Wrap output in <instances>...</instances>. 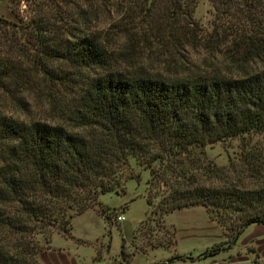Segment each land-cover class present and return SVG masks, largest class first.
I'll use <instances>...</instances> for the list:
<instances>
[{
  "label": "trees",
  "instance_id": "obj_1",
  "mask_svg": "<svg viewBox=\"0 0 264 264\" xmlns=\"http://www.w3.org/2000/svg\"><path fill=\"white\" fill-rule=\"evenodd\" d=\"M179 1L183 10L178 9ZM179 1L170 0L171 13L179 10L182 20H189L190 8L198 0ZM207 1L217 10L223 0ZM238 1L245 21L223 37L215 30L208 36L209 43L225 45L224 50L214 51L224 60L251 66L228 76L196 73L187 59L181 55L178 60L172 51L162 62L175 71L165 75L114 70L111 63L117 60L130 67L140 63L142 53H123L133 50L131 42L143 37L136 27V34L120 28L122 34L116 37L112 25L96 34L95 3L80 12L72 10L68 21L38 10L22 25L4 22L0 35V264H40L38 255L51 234L59 232L66 211H71L68 218L79 215L93 207L97 196L114 192L116 184L111 186L110 179L129 159L150 162L162 155L176 157L264 132V0ZM184 21H155L156 29L165 34L158 31L153 37L162 48H182L198 36L191 23ZM121 39L127 44H119ZM36 78L38 82L31 80ZM39 84L50 91V100L56 95L68 100L67 126L15 117L27 104L25 92ZM188 183L186 189L169 196L162 214L199 206L208 217L214 215L221 227L226 223L235 237L249 226H264V181ZM38 236H44L42 245ZM122 247L121 243L119 256L124 260Z\"/></svg>",
  "mask_w": 264,
  "mask_h": 264
},
{
  "label": "rangeland",
  "instance_id": "obj_2",
  "mask_svg": "<svg viewBox=\"0 0 264 264\" xmlns=\"http://www.w3.org/2000/svg\"><path fill=\"white\" fill-rule=\"evenodd\" d=\"M0 35L3 34L4 22L14 25H22L30 20L38 10H43L48 17L58 14L65 21L73 18L72 10L87 8L90 3L96 4V24L94 31L96 34H103L112 25V34L119 36L122 34L120 28L130 30L136 34L134 27L140 28L141 40L132 41L133 50L125 49L123 56L142 53L143 59L138 61L135 66H131L124 61L117 60L111 63L114 70H128L131 73L149 72L162 75L173 72L174 68L165 66L170 51L176 52V58L187 59L192 71L205 74L238 75L251 66L246 63L230 64L227 58L224 60L216 49L224 50L225 45L209 43L208 36L215 30L216 34L225 36L228 32L237 29L236 24L244 22V13L240 9L238 0L227 2L223 0L217 10H214L207 0H198L194 7L190 8L189 20H182L179 10H183L182 2L179 1L178 11L171 13L170 0H0ZM56 2L57 8L54 7ZM151 6V8H149ZM131 10V11H130ZM67 16V17H66ZM180 21L191 23L193 32L198 35L192 41L181 47L172 49L171 47L162 48L159 41L155 40L156 29L155 21L158 23ZM230 27V28H229ZM160 34L165 32L159 31ZM8 34V31H6ZM212 36V35H211ZM228 45V37L226 38ZM126 42L123 39L119 44ZM208 45L210 46L208 48ZM230 45V44H229ZM216 47V48H215ZM228 47V46H227ZM138 48V49H137ZM124 50V49H123ZM167 51V52H166ZM178 52V53H177ZM178 54V55H177ZM116 64V65H115ZM28 62L24 64L28 67ZM170 71V72H168ZM175 71V69H174ZM33 78V77H29ZM36 82L38 78L31 79ZM39 84L31 91L25 92L27 104L24 109L18 110L15 117L25 122L40 121L50 125L67 126V118L70 116V108L66 107L68 100L60 95L55 96V100H50V91ZM62 100V102H60ZM53 101V102H52ZM60 102V103H59ZM63 104V105H62ZM240 179L245 184H256L264 181V132L252 133L239 138L225 140L223 142L208 145L200 151H192L176 157H166L162 155L159 159L150 162H139L133 159L127 161V166L117 173L110 181L111 186L116 184L112 193L97 196L91 204L96 211L106 215H116L119 211H110L104 206L117 208L121 202L129 203L135 196H143L146 203V213L142 222L136 226L134 231L123 241V255L125 260L136 251H145L155 247H168L174 244L173 229L171 225L191 220H204V210L202 207L193 206L175 210L171 215L162 214L163 204L169 199L172 193L186 189L188 181L194 185H222L224 182ZM71 211L67 210L64 215V224L59 227L58 234L62 230L67 231L66 222L70 223L73 215L68 218ZM206 217L208 215L206 214ZM216 224L215 234L218 235L210 248L203 251L200 255L216 252L212 256L210 264H261L252 254L255 246L244 244L238 245L232 250V245L236 243L237 237L221 227L214 220V215L208 217ZM54 233V232H53ZM252 233V231L250 232ZM63 235V234H62ZM50 239V237H49ZM38 242L43 244L44 236L37 237ZM49 242V240H48ZM107 241L104 242L106 244ZM244 248V249H243ZM249 262H244L247 258ZM210 257V256H209ZM203 258V257H202Z\"/></svg>",
  "mask_w": 264,
  "mask_h": 264
},
{
  "label": "crops",
  "instance_id": "obj_3",
  "mask_svg": "<svg viewBox=\"0 0 264 264\" xmlns=\"http://www.w3.org/2000/svg\"><path fill=\"white\" fill-rule=\"evenodd\" d=\"M1 3V1H0ZM110 211H120L116 215L104 216L94 208L72 217L66 234L52 233L46 249L38 255L40 264H210L211 257L202 258L201 253L211 247L218 238L216 224L206 217L171 225L174 244L136 251L126 260L119 256L121 243L129 236L145 217L146 203L143 196H135L129 203L117 207L104 206ZM203 209V208H202ZM204 210V209H203ZM175 213V212H174ZM171 214H167L169 216ZM122 216L124 220L117 222ZM252 231V233H250ZM107 241L106 244L104 242ZM255 246L252 254L264 264V226H249L237 237L232 245ZM244 249V248H243ZM181 258V259H179ZM251 255L244 262H249Z\"/></svg>",
  "mask_w": 264,
  "mask_h": 264
},
{
  "label": "built area",
  "instance_id": "obj_4",
  "mask_svg": "<svg viewBox=\"0 0 264 264\" xmlns=\"http://www.w3.org/2000/svg\"><path fill=\"white\" fill-rule=\"evenodd\" d=\"M124 220V218L122 217V216H118L117 218H116V221L117 222H122Z\"/></svg>",
  "mask_w": 264,
  "mask_h": 264
}]
</instances>
